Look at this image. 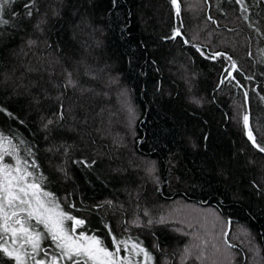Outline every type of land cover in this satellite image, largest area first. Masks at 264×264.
<instances>
[{
	"label": "trees",
	"instance_id": "1",
	"mask_svg": "<svg viewBox=\"0 0 264 264\" xmlns=\"http://www.w3.org/2000/svg\"><path fill=\"white\" fill-rule=\"evenodd\" d=\"M196 1L179 15L171 0L0 7L4 149L44 177L62 211L84 221L75 234L95 235L109 251L113 238L127 241L117 258L130 264H190L178 261L185 237L173 229L126 222L148 201L180 199L246 227L264 260V0ZM122 106H132L129 116ZM254 122L252 144L245 131ZM36 230L44 237L36 260L71 264L43 225ZM14 263L0 251V264Z\"/></svg>",
	"mask_w": 264,
	"mask_h": 264
},
{
	"label": "snow or ice",
	"instance_id": "2",
	"mask_svg": "<svg viewBox=\"0 0 264 264\" xmlns=\"http://www.w3.org/2000/svg\"><path fill=\"white\" fill-rule=\"evenodd\" d=\"M10 2L11 0H0V7ZM171 2L179 15L178 0H171ZM28 14L31 15V12ZM4 23L7 21L0 19V24ZM179 34V30H176L172 38ZM221 55L223 54L216 53L212 58L215 59L216 56ZM227 59L231 60V57ZM69 83L71 84L72 81L69 80ZM248 120V116L245 115L243 117L245 128L248 127ZM248 138L255 143L251 131L248 132ZM5 143L11 145V141L0 135V162L3 161L4 155L13 154L4 149ZM12 147L14 151L15 146ZM260 151L264 152V147H261ZM31 167H37L35 161L32 162ZM43 181V176L37 177L29 170L27 162L19 158L16 160L15 167L0 164V251L13 258L16 264H26L28 259L35 260V264H57L56 257H53L50 262L35 258L34 254L40 250V241L44 238L36 227L43 225L44 230L61 252L59 259L67 258L71 264H81V262L83 264H130L128 257L117 258L121 245L127 250V241H117L113 238L115 250L109 251L103 241L95 235L89 236L83 232L76 235V228L83 225L84 221L62 211L53 194L44 190ZM33 220L35 225L30 223ZM68 220L73 222L70 231L65 228V221ZM160 222L163 223V219ZM4 237L11 240L13 245L11 248L5 246ZM26 247L31 248V253L25 251ZM131 250L134 253H142L146 260L151 259L149 253L137 243L131 244ZM185 252L187 253V249Z\"/></svg>",
	"mask_w": 264,
	"mask_h": 264
},
{
	"label": "rangeland",
	"instance_id": "3",
	"mask_svg": "<svg viewBox=\"0 0 264 264\" xmlns=\"http://www.w3.org/2000/svg\"><path fill=\"white\" fill-rule=\"evenodd\" d=\"M190 1L191 4H189ZM182 4L183 8L181 6V14H183V11L188 12L191 8H198V1L196 0H184ZM200 27H202V23H200ZM190 36L191 40H197L192 35ZM197 36L198 34L195 37ZM122 108L125 113L128 112L126 114L127 116L131 114L132 106H122ZM124 111L119 112L124 113ZM252 125L254 128L253 131H250L254 136V134L257 133V130H254L257 128L256 122ZM255 146L257 147V145ZM255 146L253 147L255 148ZM6 150L10 152V148ZM258 152L262 151L258 150ZM5 156L7 157L5 163L15 167L16 160L13 156ZM143 161L147 162L149 168L155 169L156 165L154 164L153 167V162H150L149 159ZM0 164H3V162H0ZM157 191L160 194L161 187H159ZM180 200L167 201L168 203H153L148 201L144 203V209L140 208L141 212L139 216L134 215L133 220L126 222L130 226L133 225L137 227L142 225V219L143 226H148L152 222L164 224L167 228L173 229L180 236L185 237V239H182L185 245L181 247V253L175 252V254L179 256L178 261L181 262L189 261L190 264L194 262L196 264H237V259H240V263L238 262L239 264H264L260 250L254 243L253 234L250 233L246 227L239 223H235L234 225L228 223L223 219L220 213L213 208L205 207L203 204L199 203H194L193 205ZM133 212L132 216L134 214ZM161 219H163V223L160 222ZM31 222L35 225L34 220ZM5 241V246L9 248L13 246L8 237H5ZM16 246L18 247V245ZM186 249L187 253L185 252ZM52 250L58 254V257L61 256L60 250L56 248L54 243L52 245ZM25 251L31 253V248L26 247ZM43 251H45V249H43ZM237 252L240 253V255ZM43 257L44 261H49L47 256ZM64 259L60 260L64 261ZM26 263L31 264V259H28ZM14 264H16V261Z\"/></svg>",
	"mask_w": 264,
	"mask_h": 264
},
{
	"label": "bare ground",
	"instance_id": "4",
	"mask_svg": "<svg viewBox=\"0 0 264 264\" xmlns=\"http://www.w3.org/2000/svg\"><path fill=\"white\" fill-rule=\"evenodd\" d=\"M249 131L246 129L245 133H248ZM247 136V135H246ZM248 139V138H247ZM249 140V139H248ZM250 142H252V140H249ZM253 144V142H252Z\"/></svg>",
	"mask_w": 264,
	"mask_h": 264
},
{
	"label": "water",
	"instance_id": "5",
	"mask_svg": "<svg viewBox=\"0 0 264 264\" xmlns=\"http://www.w3.org/2000/svg\"><path fill=\"white\" fill-rule=\"evenodd\" d=\"M246 135H247L246 137L248 138V133H246ZM248 139H249V138H248ZM249 140H250V139H249ZM251 143H252V142H251Z\"/></svg>",
	"mask_w": 264,
	"mask_h": 264
}]
</instances>
